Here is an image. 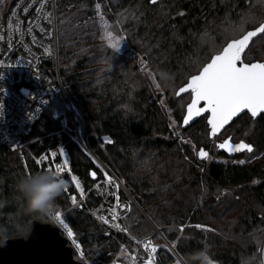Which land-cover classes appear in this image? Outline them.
<instances>
[{
  "label": "trees",
  "instance_id": "obj_1",
  "mask_svg": "<svg viewBox=\"0 0 264 264\" xmlns=\"http://www.w3.org/2000/svg\"><path fill=\"white\" fill-rule=\"evenodd\" d=\"M72 1L57 0V8L64 11ZM123 1L134 5L138 3V0ZM263 1L141 0L143 8H139L142 11L139 34L156 45L158 58L165 55L177 63L176 69L182 66L184 83L198 73L211 56L220 52L229 40L264 22ZM159 2H164V6L158 7ZM227 20H231L233 25H228ZM213 24L216 25L214 31L208 32ZM236 26L239 30L234 32ZM63 27V23L60 22L59 26L58 22L60 76L87 121L86 130L92 151L123 179L120 178L131 195L130 198L126 192H121V198L130 201L128 212L120 218L124 230L117 231V238L107 235L102 225L89 213L88 208L95 209L102 202H112L113 196L110 189L109 193L96 188L95 184L105 178L102 169L73 139L72 132L61 119L59 108L63 105L54 98L23 137L32 151L26 154L27 167L21 162L18 151L0 141V236L28 235L36 217L29 214L17 198L14 179L22 171L47 170L45 162L43 167L39 166L33 155L39 156L44 150L55 149L58 143H62L70 159L71 170L79 178L85 192L83 206L70 209L65 219L80 233L78 237L73 232L90 260L111 261L120 248V241L133 251L138 249L142 260L147 255L142 240L151 237L159 264H198L192 254L202 248H206L210 259L218 264H264L260 262V255L263 254L264 258V163L261 160L246 164L206 162L202 171L196 165L205 157L191 155L190 160L178 161L172 153H175V146L181 149L183 146L179 145L165 111L158 103L155 90L148 85L137 89L131 82L121 81L124 68L120 67L103 85L94 84L95 79H85L81 73L86 67L84 60H78L75 68L70 64L77 57L67 47L71 46V40L76 39L67 38ZM220 35L224 39L219 43L207 38ZM96 44L101 47L98 41ZM252 45L246 53L252 50ZM261 47L257 48L262 51L261 57L254 60H264V45ZM52 63L49 62V72L54 74ZM113 79L118 81V86L115 91H110L107 87ZM170 101L177 105L175 100ZM247 114H242L230 125L236 122L250 124L254 120L257 126L241 139L231 138L236 142L246 141L253 146V150L262 149L264 115L253 118ZM193 126L197 127L193 137L200 149L212 150L207 115L188 128ZM237 128V133L245 134V127ZM201 132L206 140H201ZM213 147L215 149L216 145ZM23 151L27 152L26 149ZM214 152L228 155L218 151V148ZM92 172L96 176H92ZM76 191L73 183L64 186L56 206L67 207L71 194H76ZM218 206L224 208L225 216L233 212H238V216L227 220L218 218ZM206 210L214 222L207 221ZM206 223L214 229L204 228ZM237 223L239 228L235 230ZM198 224L202 227L197 228ZM74 254L77 256L76 252ZM249 256H253L251 261Z\"/></svg>",
  "mask_w": 264,
  "mask_h": 264
},
{
  "label": "rangeland",
  "instance_id": "obj_2",
  "mask_svg": "<svg viewBox=\"0 0 264 264\" xmlns=\"http://www.w3.org/2000/svg\"><path fill=\"white\" fill-rule=\"evenodd\" d=\"M140 1L141 0H138V3H135L134 5L131 2H124L123 0H87L82 2H77L73 0L72 3L66 5L64 11H59V8H57L59 26L60 22H62L66 37L69 39H76V41L71 40V46L69 45L67 47V49L71 51V53L74 52L75 56L77 57V59L71 60L70 64L73 66V68H75L78 60H84V65L86 67L84 70L81 71L82 76L87 80H89L90 78L95 79L94 84H105L111 79V73L115 72L120 67L124 68L121 72V81H123L124 79L127 82H131L137 89H141L142 87H144V85H148L149 87L154 89L156 94L158 95V103L162 105L165 114L168 118V121L173 127L174 135L179 141V145L183 146V149L177 148V146H175V153L172 154L178 161H186L187 159L190 160L192 156L198 157L199 152L201 150L199 143L193 137L194 132L197 130V127L193 126L191 128H183L180 115L184 116L186 111V105L191 101L192 94L190 93L189 95L188 93H186L181 96H176L177 90L181 86H183L189 79L183 83L182 80L184 78V72L181 71L183 69L182 66H179L176 69L175 64L177 63L174 62V60H172L171 58L165 57V55L158 58L155 54L157 49L156 45L152 41H149L148 38L145 37V35L139 34L138 23H140L139 19L142 16V11H140L139 8H143V6L140 5ZM158 4V7L164 6V2H159ZM252 16L253 19H255L256 15L254 14ZM227 21L228 25H233V22L231 20ZM247 21L248 20H246L245 22ZM214 26L216 25L213 24L212 28L208 29V32L212 33L214 31ZM238 30L239 26H236L234 28V32H237ZM207 38L208 40H215L219 43L223 41L224 36L222 37L220 35L217 37ZM97 41L98 43H101V47L96 44ZM113 43L118 44V47L114 48L112 46ZM252 44V50L248 53L245 52L244 54L245 60H254L261 57L260 55H262V51L257 50V48L261 46L263 47L264 34H261L260 36L255 38ZM60 78L63 83L61 76ZM117 86L118 81L113 79L112 83L107 87V89H109L110 91H115ZM70 96L77 103V101L71 94ZM170 100H175L177 105H173ZM181 107L184 109V111H182ZM59 111L61 112V119L63 123H65L64 107L59 108ZM245 118H247V116H245ZM85 123H87V121H85ZM231 125L227 126L222 131V133H220L216 138L225 139L227 137L232 136L233 140L241 139L250 131L253 132L255 126H257V123L254 120H251L250 124L244 125L241 122H236L233 126ZM239 126H243V128L245 127L243 131L245 132V134L237 133V127ZM201 134L203 136L201 140H206L205 134L203 132H201ZM210 139H212V142L214 143H212L210 146L213 150V146L216 145V139ZM216 148L217 145L215 149ZM23 149H26L27 152H24ZM15 150L19 152L21 162L24 163L25 167H27L26 154L32 153L31 149H29V143L27 142V140H23L22 144ZM212 150H209V154L205 157V159L197 161L198 163L196 166H198L202 171L205 167L206 162L246 164L249 162L261 160L264 163V148L252 150L251 152L244 151L234 156L219 154V152L217 153ZM33 158L37 163L38 161H41L40 156L33 155ZM54 158L55 157L53 156L48 161L47 169L55 170L56 165H58V162L54 161ZM38 164L42 167L44 165V163ZM105 179L106 178H104V180ZM104 180H101L100 182L96 183L95 186L98 190L108 191L110 188L107 186V180ZM66 185L69 186V183H66ZM80 188L82 191V185L80 186ZM84 195L85 192H77L76 194L72 193L68 200L69 205L67 207H59L55 204V213L57 211L61 213V218L69 225L70 229L73 230V232L78 237L80 236V233L76 230L75 227L70 225V222L65 219V216L68 215L70 209L82 207ZM72 197H75L76 203L72 202ZM218 208V218L222 217L226 218L227 220L231 216H238V212H233L229 215L227 213V216H225L224 208L222 206H218ZM229 212L231 213V210ZM262 214L264 216V212H262ZM206 215L207 221L214 222V218L207 210ZM53 220L54 218H52V221ZM210 226L211 225L209 223L203 224L204 228L213 230L214 228ZM238 228L239 223H237L235 230H238ZM81 246L82 250L85 252L82 243ZM125 246L126 249L119 248L118 251L114 253V258L111 261L98 259V261H100L99 263L136 264L134 261L130 262L133 260L131 254H133L135 260H137L138 262L141 263L143 261L140 260L141 257L139 258L138 249H136V251H133V249L127 247L126 244ZM262 250L264 252V247ZM127 257L129 258V260H127ZM249 257L251 261V259H253V256ZM178 260L180 262V259ZM260 262H264L263 254L260 255ZM182 264L184 263L182 262ZM210 264L218 263L215 260L210 259Z\"/></svg>",
  "mask_w": 264,
  "mask_h": 264
},
{
  "label": "built area",
  "instance_id": "obj_3",
  "mask_svg": "<svg viewBox=\"0 0 264 264\" xmlns=\"http://www.w3.org/2000/svg\"><path fill=\"white\" fill-rule=\"evenodd\" d=\"M49 62H53L54 74L49 72ZM54 98L64 107L65 124L72 132L73 139L96 160L111 189L112 202H102L97 209L88 208V211L107 235L117 238V231L124 230L120 218L130 207V201L121 198V192L123 190L130 198L131 195L116 173L92 151L84 115L61 81L57 0H0V141L12 149L19 147L24 135L32 129L44 107ZM54 150L56 156L53 155ZM39 156L46 168L54 156V161L63 168L59 175L66 183L74 184L76 193H84L79 178L71 170V162L62 143H58L55 149L44 150ZM84 203L85 195L82 206ZM53 218L52 222L60 227L74 253H77L75 258L86 264H101L84 254L81 242L72 230V235L68 234L70 227L61 217L54 215ZM142 243L146 257L140 263L131 254L133 260L130 262L159 264L151 237L144 238ZM123 248L126 249V246L120 241V249Z\"/></svg>",
  "mask_w": 264,
  "mask_h": 264
},
{
  "label": "snow or ice",
  "instance_id": "obj_4",
  "mask_svg": "<svg viewBox=\"0 0 264 264\" xmlns=\"http://www.w3.org/2000/svg\"><path fill=\"white\" fill-rule=\"evenodd\" d=\"M257 33H264V22L239 39H232L222 51L211 56L210 62L202 67L198 75H192L189 82L179 89L180 93L190 90L192 94L191 103L187 105V115L183 117L185 124H188L194 116L210 112L207 123L211 125L212 133L215 134L243 110L250 112L252 117H256L258 113L264 115V63H244L241 59V53L248 45L250 38ZM112 46L116 48L118 44L113 43ZM200 102H204L203 107H197ZM218 147L227 148L229 152L240 150L251 152L253 146L243 140L232 144L229 139H224ZM199 155L204 157L207 153L201 149ZM38 163L42 164L43 160ZM54 171L60 174L63 168L61 165H56ZM91 175L95 176L96 173L92 172ZM72 179L76 180L75 177ZM76 183L79 187V182L76 181ZM72 202L76 203L75 197H72ZM55 215L57 218L61 217L59 211ZM196 227L200 228L202 225L198 224ZM68 234L72 235L71 229L68 230Z\"/></svg>",
  "mask_w": 264,
  "mask_h": 264
},
{
  "label": "water",
  "instance_id": "obj_5",
  "mask_svg": "<svg viewBox=\"0 0 264 264\" xmlns=\"http://www.w3.org/2000/svg\"><path fill=\"white\" fill-rule=\"evenodd\" d=\"M154 1H156V0H154ZM152 2H153V0H152ZM259 25L256 27L248 29L244 34H246L248 31H254L255 28L259 27ZM244 34H242V35H244ZM261 34L262 33H257L256 36L250 38L248 45L245 47L244 51L241 53V59L244 63H257V62L264 63V60H252V61H245L244 60V54L248 50L252 41ZM241 36H239L237 38H233V39H239ZM231 40H229L227 43L231 42ZM216 54H218V53H216ZM216 54H214V55H216ZM208 62H210V60ZM199 72L194 74V75H198ZM189 80H190V78H189ZM189 80L187 82H189ZM186 83L181 87H184L186 85ZM179 89L176 92L177 96H181V95L186 94V93H191L190 90H186L184 93H180ZM191 100H192V98H191ZM190 103H191V101L188 104H190ZM203 103L204 102H200L197 105V107H203ZM187 105H186V111H185L184 116L187 115ZM244 113H249L251 115V113L248 112L247 110H243L241 113H238L237 116H234L226 125L223 126V128L219 129L215 134L212 133L211 125L208 124L209 135L211 138L216 139V145H217L218 151H224L229 156H234L238 153L247 151V150H240V151H236V152H229L227 150V148L220 149L218 147V145H219V143L223 142L224 139H217L216 138L220 133H222V131L227 126L232 124L236 118H238L239 116H241ZM206 114L208 116L211 113L210 112L209 113H201L199 116H194L188 122V124H185L184 120L182 119V127L183 128L188 127L189 125H191L195 121H197L200 117H202L203 115H206ZM259 115H261V114L258 113V115L256 117H253V118H257ZM225 139H229L230 143H232V144L240 142V141H238V142L233 141L231 137H227ZM244 142L247 143L246 141H244ZM252 150H253V147H252ZM205 152L207 153V156H208L209 152L208 151H205ZM204 157H206V156H204ZM29 233H31V234L29 235ZM29 233L26 236H24V235L13 236L16 238L8 239L3 246H0V264H86L83 261L75 258L74 249L71 245H69L68 238L62 234L60 227L58 225H56L55 223H53V222L48 223L45 221L34 219L32 221ZM22 237H27V238L25 239ZM168 245L175 251V248L172 247L169 242H168Z\"/></svg>",
  "mask_w": 264,
  "mask_h": 264
},
{
  "label": "clouds",
  "instance_id": "obj_6",
  "mask_svg": "<svg viewBox=\"0 0 264 264\" xmlns=\"http://www.w3.org/2000/svg\"><path fill=\"white\" fill-rule=\"evenodd\" d=\"M65 183L66 181L54 170L22 171L14 179V189L17 198L29 214L35 215L36 220L52 223L55 204L64 190ZM12 238L16 237L0 236V246ZM192 255L198 264H210V255L206 248L198 249Z\"/></svg>",
  "mask_w": 264,
  "mask_h": 264
},
{
  "label": "flooded vegetation",
  "instance_id": "obj_7",
  "mask_svg": "<svg viewBox=\"0 0 264 264\" xmlns=\"http://www.w3.org/2000/svg\"><path fill=\"white\" fill-rule=\"evenodd\" d=\"M249 114V113H248Z\"/></svg>",
  "mask_w": 264,
  "mask_h": 264
}]
</instances>
